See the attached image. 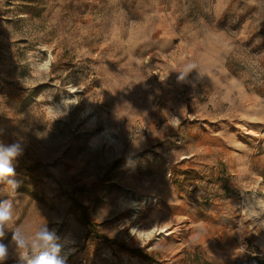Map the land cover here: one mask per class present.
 <instances>
[{"label": "rangeland", "instance_id": "374dc122", "mask_svg": "<svg viewBox=\"0 0 264 264\" xmlns=\"http://www.w3.org/2000/svg\"><path fill=\"white\" fill-rule=\"evenodd\" d=\"M17 140L0 200L67 264H264V0H0Z\"/></svg>", "mask_w": 264, "mask_h": 264}, {"label": "clouds", "instance_id": "9594fccd", "mask_svg": "<svg viewBox=\"0 0 264 264\" xmlns=\"http://www.w3.org/2000/svg\"><path fill=\"white\" fill-rule=\"evenodd\" d=\"M22 154L23 145L19 140L10 144L0 142V185H4L0 190L8 192L10 196L18 187L13 179V161ZM13 220V200H0V264H4L10 256V246L2 242L8 231L12 232L10 243L16 264H67L65 245L54 230L46 225L40 226L35 232L19 226L13 228Z\"/></svg>", "mask_w": 264, "mask_h": 264}, {"label": "bare ground", "instance_id": "6f19581e", "mask_svg": "<svg viewBox=\"0 0 264 264\" xmlns=\"http://www.w3.org/2000/svg\"><path fill=\"white\" fill-rule=\"evenodd\" d=\"M143 199H144V200H148L149 198H148V196L144 195V196H143ZM139 208H140V207H139ZM139 215H144V212H143V214L140 213ZM134 229H136V230L139 232L140 235H144V234H146V235H150V234L153 233V229H148V230H145V229H139V225H138L137 223L135 224ZM68 248H69V247H68ZM71 250H72V247H71ZM65 251L67 252V250H65Z\"/></svg>", "mask_w": 264, "mask_h": 264}, {"label": "trees", "instance_id": "16d2710c", "mask_svg": "<svg viewBox=\"0 0 264 264\" xmlns=\"http://www.w3.org/2000/svg\"><path fill=\"white\" fill-rule=\"evenodd\" d=\"M151 259H153V258H151Z\"/></svg>", "mask_w": 264, "mask_h": 264}]
</instances>
